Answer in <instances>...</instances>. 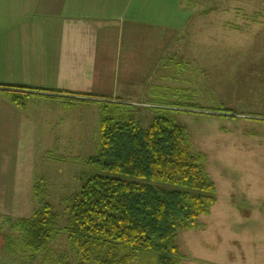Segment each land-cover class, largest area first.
Segmentation results:
<instances>
[{
    "label": "rangeland",
    "instance_id": "rangeland-1",
    "mask_svg": "<svg viewBox=\"0 0 264 264\" xmlns=\"http://www.w3.org/2000/svg\"><path fill=\"white\" fill-rule=\"evenodd\" d=\"M184 5L190 17L181 30L179 56L164 73V90L154 88L133 105L143 128L159 112L183 126L193 149L206 155L205 168L216 184L211 213L197 228L178 232L180 264H264V0H184ZM40 103L45 120L34 148L25 144L21 150L0 137V165L8 161L10 173L19 177L15 185H0V264H38L8 254L4 245L11 224L30 218L46 202L63 223L64 201L80 190L81 174L94 171L86 159L100 148L95 127L100 103H83L87 114L71 113V123L82 129L58 128L56 133L66 135L55 137L47 136V101ZM157 103L176 106L165 111ZM8 149L17 153L4 152ZM234 209L238 213L224 218ZM52 246L75 259L65 231Z\"/></svg>",
    "mask_w": 264,
    "mask_h": 264
},
{
    "label": "trees",
    "instance_id": "trees-1",
    "mask_svg": "<svg viewBox=\"0 0 264 264\" xmlns=\"http://www.w3.org/2000/svg\"><path fill=\"white\" fill-rule=\"evenodd\" d=\"M23 89L4 91L24 105L29 90ZM84 97L74 99L96 101ZM100 105V148L86 159L94 171L81 174L80 190L65 199L64 222L44 203L30 218L11 224L8 254L38 264H180L178 232L197 228L217 202L206 155L193 149L186 129L164 112L143 128L134 104L104 99ZM156 106L171 111L176 105ZM64 231L75 259L52 246Z\"/></svg>",
    "mask_w": 264,
    "mask_h": 264
},
{
    "label": "crops",
    "instance_id": "crops-1",
    "mask_svg": "<svg viewBox=\"0 0 264 264\" xmlns=\"http://www.w3.org/2000/svg\"><path fill=\"white\" fill-rule=\"evenodd\" d=\"M185 12L184 0H0V137L21 150L35 146L45 120L41 99L47 101V136L55 137L66 135L58 128L82 129L71 123V113L87 114L88 103L135 105L154 88L164 90V73L179 56L190 17ZM20 88L36 95L18 105L4 89ZM84 95L96 101L74 99ZM11 151L17 153L4 152ZM6 164L0 185H15L19 177ZM232 212L238 213L229 210L224 218Z\"/></svg>",
    "mask_w": 264,
    "mask_h": 264
}]
</instances>
